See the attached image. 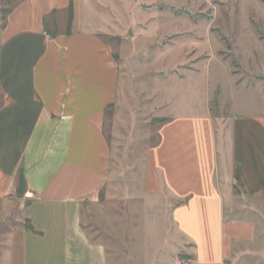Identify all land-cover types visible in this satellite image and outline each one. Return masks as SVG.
I'll list each match as a JSON object with an SVG mask.
<instances>
[{
	"label": "crops",
	"instance_id": "1",
	"mask_svg": "<svg viewBox=\"0 0 264 264\" xmlns=\"http://www.w3.org/2000/svg\"><path fill=\"white\" fill-rule=\"evenodd\" d=\"M84 8L93 11L86 0H22L1 28L0 264H111L112 250L88 229L110 207L119 217L116 203L131 191L105 131L112 107L117 129L129 75L104 36L130 38L115 30L119 20L103 26ZM176 64L158 69L168 76L151 117L163 122L134 196L143 211L129 209L143 232L140 264H264V112H230L229 146L220 147L213 96L178 109Z\"/></svg>",
	"mask_w": 264,
	"mask_h": 264
},
{
	"label": "rangeland",
	"instance_id": "2",
	"mask_svg": "<svg viewBox=\"0 0 264 264\" xmlns=\"http://www.w3.org/2000/svg\"><path fill=\"white\" fill-rule=\"evenodd\" d=\"M86 1L93 11L86 12L84 8V17L99 21L103 26L113 25L117 19L120 28L117 26L115 30L122 33L121 29H124L126 37L130 38L104 36L119 61L127 66L129 75L125 97L130 107L127 102H122L117 129L113 122L116 110L110 108L105 131L109 141H114L113 135L118 139L114 146L118 142L119 179L123 189L128 187L131 191L116 203L120 218L109 205L110 210L102 220H97L96 214L89 219L88 231L92 238L100 239L112 250L111 264H117L120 254L121 264H140L141 257L137 254L144 246L141 242L143 232L136 228L138 220L130 216L129 209L133 206L139 208L138 212L143 211L141 201L135 197L142 195L145 156L147 150L157 143L156 131L163 122L162 117H151L153 110L158 108L154 101L159 98L157 81L168 76L158 69L163 65L167 69L176 63L179 65L177 73L184 81L178 90L184 106L178 109L183 113L196 111L206 97L213 96L211 115L217 124L219 145L228 147L230 112H264V0ZM14 4L6 6L0 2V32L7 12ZM61 17L62 20L65 18ZM128 25L132 27L128 28ZM165 34H169L168 37ZM169 46L173 48L170 50ZM160 52L167 54L161 59ZM194 104L196 106H192ZM171 113L169 109L165 114ZM158 114L161 116L160 112ZM161 205L170 210V201L162 199ZM147 210L150 214L154 212L148 207ZM153 217L157 219L156 215ZM149 220L146 218L145 223ZM167 227L171 244L173 234L170 225ZM113 228L116 234H111ZM158 245V238L154 236L152 256L159 254V249H154ZM159 262L165 264L162 259Z\"/></svg>",
	"mask_w": 264,
	"mask_h": 264
},
{
	"label": "trees",
	"instance_id": "3",
	"mask_svg": "<svg viewBox=\"0 0 264 264\" xmlns=\"http://www.w3.org/2000/svg\"><path fill=\"white\" fill-rule=\"evenodd\" d=\"M19 1H22V0H0L1 4H6V6H9V5H12L14 3H17ZM11 8H9L8 12H7V15H9V13L11 12Z\"/></svg>",
	"mask_w": 264,
	"mask_h": 264
}]
</instances>
